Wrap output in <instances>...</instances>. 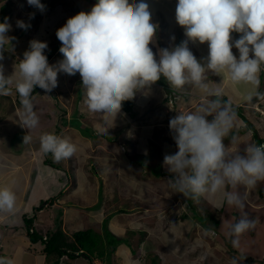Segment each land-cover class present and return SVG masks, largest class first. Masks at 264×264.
<instances>
[{
	"label": "rangeland",
	"instance_id": "obj_1",
	"mask_svg": "<svg viewBox=\"0 0 264 264\" xmlns=\"http://www.w3.org/2000/svg\"><path fill=\"white\" fill-rule=\"evenodd\" d=\"M40 2L45 6L42 12L28 5L27 0H0V23L8 19L11 30L7 36L13 38L3 50L0 64L5 76L12 80L17 78L16 65L25 51L30 50L33 40L47 43L44 54L49 65L62 61L57 30L79 12H89L98 0ZM144 2L149 5L151 22L157 25L149 47L159 60L161 49L171 51L188 38L176 21L178 0ZM18 20L30 27L27 30L17 27ZM241 35L231 33L230 43ZM188 47L197 61L206 65L208 43L188 40ZM232 52L239 58L238 49L233 47ZM205 75L210 89L221 88L223 97L233 107H242L236 111L231 131L237 137L236 143L225 138L228 151L242 154L247 145H260L259 140L264 141V102H258L255 111L251 106L258 95L245 100L249 89L234 85L226 73L217 75L207 71ZM259 79L258 92L264 94V65ZM8 88L10 94L0 95L1 99L4 96L20 98L15 83ZM32 95L34 111L39 117V124L33 129L21 126L22 107H11L7 111V101L2 99L5 107L0 109V187L7 186L16 195L14 212H0V243L4 248L0 257L10 259L13 264H39V259L40 264H53L45 259L41 239L62 224L70 234L93 229L102 235L105 264H151L155 255L157 264H195L196 260L197 264H231L233 259L244 264L247 261L244 256L255 260L251 264H264V198L260 195L264 193V181L251 189L243 185L230 187V191L245 197V207L237 209L225 203L223 214H220L222 207H215L219 203L218 195L194 202L170 187L169 180L174 179V174L164 165V156L175 154L178 148L169 121L180 112L195 111L206 99L214 97L205 96V92L192 85L176 90L161 76L135 93L131 114L121 109L112 123L110 116L88 110L79 73L59 72L56 88L46 92L37 86ZM260 98L264 100V95ZM12 110L13 114L4 118ZM44 133L68 139L76 145L75 154L54 162L51 153L41 151L40 137ZM27 134L32 138L31 143L23 144ZM131 157H135L137 163H144V167L133 163ZM24 213L30 214L26 218L31 219L32 224L23 221ZM209 213L220 219L218 231L204 230L203 214L209 217ZM245 214L255 219V227L242 234L239 247L233 248L228 236L229 226ZM27 228L39 235L36 243L27 236ZM4 231L9 232L7 237ZM132 231L138 234L131 237ZM130 245L136 248L131 249L133 253L126 250ZM20 247L26 248L23 254ZM151 249L155 255H146ZM187 250L189 255L185 253ZM192 250L198 252L192 253ZM64 264L91 262L78 256Z\"/></svg>",
	"mask_w": 264,
	"mask_h": 264
},
{
	"label": "clouds",
	"instance_id": "obj_2",
	"mask_svg": "<svg viewBox=\"0 0 264 264\" xmlns=\"http://www.w3.org/2000/svg\"><path fill=\"white\" fill-rule=\"evenodd\" d=\"M27 3L44 11L40 0H27ZM176 21L185 29L188 40L208 43L206 65L197 61L188 40L171 51L161 49L159 60L155 58L149 45L157 25L151 22L149 5L144 0L132 3L98 0L89 12H79L57 30L56 36L62 45L59 51L64 57L57 65H49L44 54L48 45L37 40L30 42V50L25 51L16 65L15 80L5 76L0 64V95H9L8 85L15 83L23 109L21 126L33 129L39 124L32 103L33 90L38 86L51 92L58 86L59 72L79 73L88 110L110 116L112 123L121 112L123 102L131 100L138 90L161 76L176 90L192 85L214 98L206 99L193 112H180L169 121L178 148L175 154L164 156V165L174 174V179L169 180L170 187L194 202L218 195L220 199L215 207L221 208L226 203L243 209L245 197L228 188L243 185L251 189L264 181V144H249L242 154L228 151L225 138L234 127L236 111L231 102L222 99L221 88H209L205 73H226L234 85L249 89L245 100L264 95L258 92L259 74L264 65V0H178ZM17 27L27 30L30 25L18 20ZM10 30L11 25L5 18L0 23V60L13 39L7 36ZM233 32L242 35L230 43ZM233 47L238 49L239 58L233 54ZM209 116L213 117L211 121L207 119ZM31 140L27 134L23 144ZM236 140L232 136L231 143ZM40 148L45 154L51 153L54 162L71 158L77 150L68 139L53 133L41 135ZM15 206V193L7 186L0 187V212L12 213ZM255 224V219L245 214L229 226L233 248L239 247V237ZM0 264L13 262L0 257ZM231 264L238 261L233 259Z\"/></svg>",
	"mask_w": 264,
	"mask_h": 264
},
{
	"label": "trees",
	"instance_id": "obj_3",
	"mask_svg": "<svg viewBox=\"0 0 264 264\" xmlns=\"http://www.w3.org/2000/svg\"><path fill=\"white\" fill-rule=\"evenodd\" d=\"M79 93H80V91H79ZM2 99L7 101L6 102V104H8L7 111H9V108L12 109L11 107H14V109L16 106L22 107V105L20 103V98L19 99H17V98L13 99L11 97L4 96V98H2ZM2 99L0 98V109L5 107L4 106L5 104H3V103H5V101H3ZM262 99L260 98V95H258L256 102L254 104H252L251 108L253 110H255V106H257L258 102H260V103L264 102V100H262ZM224 101L228 102L226 98H224ZM134 106H135V102H134V98H132L131 100L123 102L122 110L124 113L131 114ZM239 110H242V107H238V108L236 107L235 108V111H239ZM12 114H13V110H12V113L5 114L4 118H5V116L9 117ZM207 118H213V117L209 116ZM241 118L243 119V117H241ZM233 135H234V132H231L229 134L228 138L232 139ZM259 142H260V144H264V141H262V140H259ZM131 161H133V163H135V164H138L139 167H141V166L144 167V163H140L139 161L137 163V160L135 159V157H131ZM260 195L264 198L263 192ZM250 199H251V197H250ZM202 200H203V198L200 199V201H202ZM193 206H195V205H193ZM202 206L206 207L203 204H202ZM224 210H225V205L222 207L220 214H223ZM212 215H213L212 213H209L208 214L209 217H207L203 214L205 219L202 220V223L200 222L202 224V226H204L205 230L208 232L211 230L212 231H218V229L220 228V225H221L220 219H217V217L215 215H213L214 217ZM33 218L36 219L37 215L34 216ZM207 218H209V219H207ZM195 220H196V217H195ZM23 221H25V223H27V224H32L31 219L28 220L26 217L24 218ZM206 221L211 223L212 226L211 227L208 226ZM171 222H173V220H171ZM137 234H138V232L135 233V231L130 232L131 237H134ZM27 236L30 238L32 243H36L37 240L39 239V235L36 233L35 230L33 232H31V230L28 229ZM41 240H42V245L44 246L43 252L45 253V255H44L45 259L49 263L53 262V264H59L64 257L67 260L68 259L73 260L74 259L73 254L79 255L82 253L89 257L91 264H94V262H96V261H101L103 264L106 263V261L104 260L105 259V251L102 250V246L104 244L102 235L95 232L93 229L79 230L77 232L70 234L69 231H65V229L62 227V224H61V226L56 231L51 232V234H50V232H48L47 235L45 237H43ZM132 247H133V245H130V247H128L129 249L127 248L126 250L128 252L130 250V252L133 253V250L131 251V249H136V248H132ZM114 251H117V248H114ZM193 252H198V251L192 250V253ZM232 252L237 253L235 250H233ZM154 253H155L154 249H151L146 253V255H149V256L155 255ZM185 253L189 255L188 250ZM244 258L247 259V261L244 264H251V263L255 262V260L252 259L251 257L244 256ZM155 259H156V255H155V257L152 258L151 264H157ZM162 260H163V258H162ZM197 262H199V261L196 260L195 264H197Z\"/></svg>",
	"mask_w": 264,
	"mask_h": 264
},
{
	"label": "crops",
	"instance_id": "obj_4",
	"mask_svg": "<svg viewBox=\"0 0 264 264\" xmlns=\"http://www.w3.org/2000/svg\"><path fill=\"white\" fill-rule=\"evenodd\" d=\"M205 96H207V95H205ZM224 98H226V97H223L222 99H224ZM227 99V98H226ZM228 101V100H227ZM234 109L236 108V107H233ZM207 119H212V118H207ZM31 160H32V157H31ZM30 171V170H29ZM229 191H230V187H229V189H228ZM215 196H217V195H215ZM30 214L29 213H24L23 214V219L25 218V217H27V216H29ZM4 218H6V216L4 217ZM171 224V223H170ZM8 234H9V232H6V231H4V235H5V237H7L8 236ZM190 245V244H189ZM20 250H21V252H22V254L24 253V251L26 250V248H22V247H20L19 248ZM0 251H4V248H3V246H2V244L0 243ZM74 258H77V257H74ZM39 259V258H38ZM40 260V259H39ZM39 260H38V263L40 264V262H39ZM66 258L64 257L63 259H62V261L59 263V264H64L65 262H66Z\"/></svg>",
	"mask_w": 264,
	"mask_h": 264
},
{
	"label": "water",
	"instance_id": "obj_5",
	"mask_svg": "<svg viewBox=\"0 0 264 264\" xmlns=\"http://www.w3.org/2000/svg\"><path fill=\"white\" fill-rule=\"evenodd\" d=\"M74 257H77V256H83L84 258H86V259H88L89 260V257L87 256V255H85V254H80V255H73Z\"/></svg>",
	"mask_w": 264,
	"mask_h": 264
}]
</instances>
